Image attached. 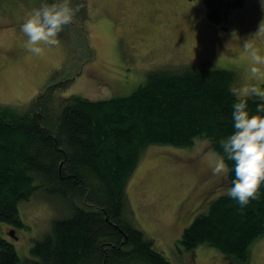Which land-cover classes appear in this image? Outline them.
<instances>
[{"label": "trees", "instance_id": "1", "mask_svg": "<svg viewBox=\"0 0 264 264\" xmlns=\"http://www.w3.org/2000/svg\"><path fill=\"white\" fill-rule=\"evenodd\" d=\"M203 1L215 23H224L230 9L242 4ZM72 3L82 5L71 22L80 24L66 25L58 39L75 49L82 45L87 60L93 55L85 25L87 1ZM234 78V70L205 62L160 67L149 69L129 94L88 99L60 96L72 78L54 81L50 75L25 106L0 104V223L9 230L23 226L19 202L39 189L60 198L66 208L22 259L0 231V264H172L126 216V186L150 145L190 147L201 139L223 155L219 141L233 131ZM257 103L249 100L250 114ZM233 178L234 171L225 177L226 190ZM226 190L176 241L185 250L206 244L228 264H243L250 246L264 236V183L260 198L244 207Z\"/></svg>", "mask_w": 264, "mask_h": 264}, {"label": "rangeland", "instance_id": "2", "mask_svg": "<svg viewBox=\"0 0 264 264\" xmlns=\"http://www.w3.org/2000/svg\"><path fill=\"white\" fill-rule=\"evenodd\" d=\"M86 1L85 25L93 50L87 60L83 46L75 49L72 38L73 48L60 41L43 55L30 53L20 28L37 0H0V104L25 106L50 75L54 81L72 78L62 97L102 99L129 94L149 69L200 62L234 70L233 83L239 86L249 76L250 54L244 43L264 56V34L256 33L264 20L261 0H242L224 23L208 19L203 0ZM74 22L72 28L80 24ZM212 152L201 139L190 147L150 145L128 180L126 216L172 264H228L206 244L185 250L176 241L183 228L226 190L225 177L212 174ZM18 209L23 226H13L16 239L8 234L6 223H0V231L22 259L29 255L33 240L46 233L51 219L66 208L60 198L39 189L19 202ZM249 251L243 264H264V236Z\"/></svg>", "mask_w": 264, "mask_h": 264}, {"label": "clouds", "instance_id": "3", "mask_svg": "<svg viewBox=\"0 0 264 264\" xmlns=\"http://www.w3.org/2000/svg\"><path fill=\"white\" fill-rule=\"evenodd\" d=\"M264 7V0H261ZM82 5H73L72 0H41L37 7L25 13L21 32L27 37L26 49L37 56L43 55L47 48L60 44L59 33L70 24ZM264 34V20L256 31ZM244 49L250 54L249 76L239 86H232L230 93L235 98L232 104L233 131L219 141L223 155L211 153L212 174L227 177L234 171L232 186L226 195L238 202L241 207L250 201L258 200L260 188L264 183V56L258 48L244 43ZM258 99L255 113L250 114L248 102ZM227 161L234 162L230 167Z\"/></svg>", "mask_w": 264, "mask_h": 264}, {"label": "water", "instance_id": "4", "mask_svg": "<svg viewBox=\"0 0 264 264\" xmlns=\"http://www.w3.org/2000/svg\"><path fill=\"white\" fill-rule=\"evenodd\" d=\"M8 234H9L11 237H13V238L16 239V236L14 235V230H13V229H10L9 232H8Z\"/></svg>", "mask_w": 264, "mask_h": 264}]
</instances>
